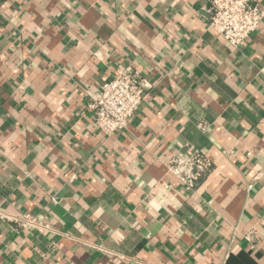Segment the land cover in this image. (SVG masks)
<instances>
[{"label":"crops","instance_id":"1","mask_svg":"<svg viewBox=\"0 0 264 264\" xmlns=\"http://www.w3.org/2000/svg\"><path fill=\"white\" fill-rule=\"evenodd\" d=\"M210 2L0 0V211L38 223L0 214V264H264V22L234 48ZM128 69L142 102L109 137L90 105Z\"/></svg>","mask_w":264,"mask_h":264},{"label":"built area","instance_id":"2","mask_svg":"<svg viewBox=\"0 0 264 264\" xmlns=\"http://www.w3.org/2000/svg\"><path fill=\"white\" fill-rule=\"evenodd\" d=\"M210 12L209 28L234 48L244 45L264 22V5L252 0H211ZM142 93L139 72L118 71L103 83L100 95L90 105L97 128L109 137L124 130L128 119L139 110ZM168 166L182 186L193 189L211 171L212 162L199 150L188 147L185 152L175 153ZM0 214L23 227L38 225L30 216L15 219L8 218L1 211Z\"/></svg>","mask_w":264,"mask_h":264}]
</instances>
